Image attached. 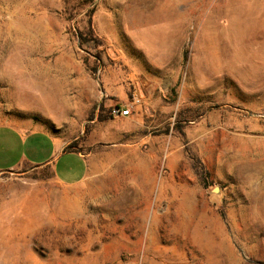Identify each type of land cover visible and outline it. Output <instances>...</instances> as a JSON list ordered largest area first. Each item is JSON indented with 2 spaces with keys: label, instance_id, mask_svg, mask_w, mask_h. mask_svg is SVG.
Listing matches in <instances>:
<instances>
[{
  "label": "rangeland",
  "instance_id": "374dc122",
  "mask_svg": "<svg viewBox=\"0 0 264 264\" xmlns=\"http://www.w3.org/2000/svg\"><path fill=\"white\" fill-rule=\"evenodd\" d=\"M32 130L90 171L0 174L17 264H264V0H0V146Z\"/></svg>",
  "mask_w": 264,
  "mask_h": 264
},
{
  "label": "crops",
  "instance_id": "0c3cea01",
  "mask_svg": "<svg viewBox=\"0 0 264 264\" xmlns=\"http://www.w3.org/2000/svg\"><path fill=\"white\" fill-rule=\"evenodd\" d=\"M14 133L16 140L0 146V174L18 171L24 166L42 168L48 165L56 182L68 187L78 186L88 177L90 160L82 152L64 151L66 140L43 130Z\"/></svg>",
  "mask_w": 264,
  "mask_h": 264
},
{
  "label": "bare ground",
  "instance_id": "6f19581e",
  "mask_svg": "<svg viewBox=\"0 0 264 264\" xmlns=\"http://www.w3.org/2000/svg\"><path fill=\"white\" fill-rule=\"evenodd\" d=\"M12 214V213H11ZM7 215H3L0 220V233L3 234V231H6L10 225H12L13 221H10ZM13 244L14 238L12 237L11 233L7 234L5 237H0V264H17L18 259L14 257H9L8 247L7 244ZM10 247V246H9ZM13 256V255H12Z\"/></svg>",
  "mask_w": 264,
  "mask_h": 264
},
{
  "label": "trees",
  "instance_id": "16d2710c",
  "mask_svg": "<svg viewBox=\"0 0 264 264\" xmlns=\"http://www.w3.org/2000/svg\"><path fill=\"white\" fill-rule=\"evenodd\" d=\"M67 20H69V17L67 18ZM89 34H90V35L93 34V30H92V26H91V21H89ZM76 35H77V38H78V40H79V44H80V45L85 44V42H84L85 40H84V38H83L82 31L78 29ZM94 115H95V114H93V117H95V120H97L98 122H103V121H106V120L108 119L107 117H105V116H101V115H99V114H97L96 116H94ZM109 116L111 117V115H110V111H109ZM179 131H180L181 134H183L182 129L179 130ZM64 151H66V152H80V151L78 150V147H77V143H76V142L68 143V144L66 145ZM43 167H44V168H49L48 165L43 166Z\"/></svg>",
  "mask_w": 264,
  "mask_h": 264
},
{
  "label": "built area",
  "instance_id": "2783aa9c",
  "mask_svg": "<svg viewBox=\"0 0 264 264\" xmlns=\"http://www.w3.org/2000/svg\"><path fill=\"white\" fill-rule=\"evenodd\" d=\"M137 103H138V101L134 100V101H132V103L129 106H126L125 108H122L119 106L113 107L110 110V115L113 119L129 117L132 113L134 106H136Z\"/></svg>",
  "mask_w": 264,
  "mask_h": 264
},
{
  "label": "water",
  "instance_id": "95a60500",
  "mask_svg": "<svg viewBox=\"0 0 264 264\" xmlns=\"http://www.w3.org/2000/svg\"><path fill=\"white\" fill-rule=\"evenodd\" d=\"M213 194H220V189L218 187L214 188Z\"/></svg>",
  "mask_w": 264,
  "mask_h": 264
}]
</instances>
